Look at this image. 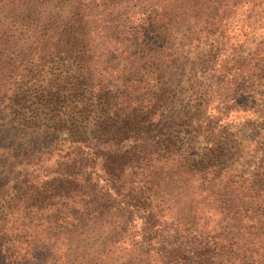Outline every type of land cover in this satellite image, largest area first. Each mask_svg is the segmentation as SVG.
I'll return each mask as SVG.
<instances>
[{"label":"trees","instance_id":"obj_1","mask_svg":"<svg viewBox=\"0 0 264 264\" xmlns=\"http://www.w3.org/2000/svg\"><path fill=\"white\" fill-rule=\"evenodd\" d=\"M0 264H264V0H0Z\"/></svg>","mask_w":264,"mask_h":264},{"label":"rangeland","instance_id":"obj_2","mask_svg":"<svg viewBox=\"0 0 264 264\" xmlns=\"http://www.w3.org/2000/svg\"><path fill=\"white\" fill-rule=\"evenodd\" d=\"M178 42V41H177ZM196 60V57L193 55V54H187L186 55V57H185V59L182 61V63H181V68L177 71L178 73H177V76H180L181 74H182V72H184V68H186V69H188L187 70V73L186 74H184V83L186 84V83H188L189 82V78L192 76V74L195 72V69L193 70V69H191L190 68V62H193V61H195ZM64 64H66L65 63V60H64ZM63 64V65H64ZM193 71V72H192ZM231 109H228V112L230 111ZM222 111L223 112H225V110L224 109H222ZM230 118H234V120H240L241 119V114L240 113H237V114H235L234 112L233 113H231V115H229V119L227 118V116L225 117V119L224 120H231Z\"/></svg>","mask_w":264,"mask_h":264}]
</instances>
